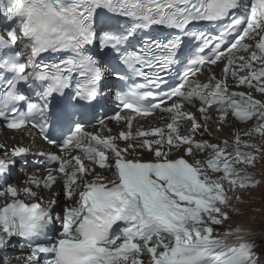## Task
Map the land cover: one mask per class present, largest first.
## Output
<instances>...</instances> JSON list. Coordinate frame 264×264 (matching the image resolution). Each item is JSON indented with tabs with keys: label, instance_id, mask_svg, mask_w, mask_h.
Wrapping results in <instances>:
<instances>
[{
	"label": "snow or ice",
	"instance_id": "6c2138e0",
	"mask_svg": "<svg viewBox=\"0 0 264 264\" xmlns=\"http://www.w3.org/2000/svg\"><path fill=\"white\" fill-rule=\"evenodd\" d=\"M0 126V264H264L216 227L261 183L264 0H0Z\"/></svg>",
	"mask_w": 264,
	"mask_h": 264
},
{
	"label": "rangeland",
	"instance_id": "374dc122",
	"mask_svg": "<svg viewBox=\"0 0 264 264\" xmlns=\"http://www.w3.org/2000/svg\"><path fill=\"white\" fill-rule=\"evenodd\" d=\"M261 182L257 187L255 188H249L244 192H238L240 197L244 194L250 193V191L253 190V192L258 196L260 199H248L245 202L247 204H253L258 201L257 204H254L256 209H251L247 204H241V203H234V206L239 209L241 214H238L236 212H231L232 216L234 218V223L235 220L238 218L241 222H244L247 224L250 228L252 229H257L256 232L253 234L257 237V242L259 244V248L257 249L258 252L262 253L260 255V260L264 261V176L261 179ZM243 199V198H242ZM246 208V209H242ZM262 209V210H261ZM229 220L225 221L222 225L216 226L218 229L223 230L224 228H227ZM238 225H241L238 223ZM232 230L235 229L234 224H232ZM228 230V228H227ZM229 231V230H228ZM259 232L262 233L263 235L260 237Z\"/></svg>",
	"mask_w": 264,
	"mask_h": 264
},
{
	"label": "bare ground",
	"instance_id": "6f19581e",
	"mask_svg": "<svg viewBox=\"0 0 264 264\" xmlns=\"http://www.w3.org/2000/svg\"><path fill=\"white\" fill-rule=\"evenodd\" d=\"M216 125H213L212 128L215 129L214 133L218 136L219 135V131L217 130ZM0 143H6L8 146H10L9 144H16V143H23L25 145L31 143V139L30 138H26V136H21V134H6L3 132H0ZM37 144H39V142H36ZM47 174H43V173H36L33 171H29L27 173L22 174L18 179H17V183L15 184V186L23 188L27 185H25L23 183L24 180L28 179L31 176H36V177H44ZM36 191H40L39 189H34ZM58 193L56 185L53 186V188L51 190L45 189L42 192V195L45 199V202H47L48 200H50L53 196V194ZM260 237L263 235L262 233L259 232ZM230 242V241H229ZM232 243V242H230ZM13 264H15V261H13Z\"/></svg>",
	"mask_w": 264,
	"mask_h": 264
}]
</instances>
